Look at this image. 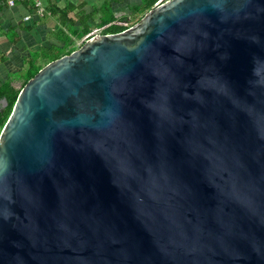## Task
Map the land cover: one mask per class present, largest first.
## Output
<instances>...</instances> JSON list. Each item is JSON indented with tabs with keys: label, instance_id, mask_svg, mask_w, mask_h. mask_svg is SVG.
Returning a JSON list of instances; mask_svg holds the SVG:
<instances>
[{
	"label": "water",
	"instance_id": "95a60500",
	"mask_svg": "<svg viewBox=\"0 0 264 264\" xmlns=\"http://www.w3.org/2000/svg\"><path fill=\"white\" fill-rule=\"evenodd\" d=\"M0 264H264V0H167L30 78Z\"/></svg>",
	"mask_w": 264,
	"mask_h": 264
},
{
	"label": "crops",
	"instance_id": "0c3cea01",
	"mask_svg": "<svg viewBox=\"0 0 264 264\" xmlns=\"http://www.w3.org/2000/svg\"><path fill=\"white\" fill-rule=\"evenodd\" d=\"M158 1L150 5L151 0H43L47 11L39 14L32 1L10 5L0 0V84L11 80L20 88L26 79L24 67L32 58L46 64L43 53L53 45L65 55L98 27L118 25L121 31Z\"/></svg>",
	"mask_w": 264,
	"mask_h": 264
},
{
	"label": "trees",
	"instance_id": "16d2710c",
	"mask_svg": "<svg viewBox=\"0 0 264 264\" xmlns=\"http://www.w3.org/2000/svg\"><path fill=\"white\" fill-rule=\"evenodd\" d=\"M151 1H153V2L150 5H153L156 2V0H151ZM119 29H121L120 26L111 25V26L107 27L105 29V31L106 32H117V31H120ZM58 48L59 47L53 45L48 51L44 52L43 57H42V61H49L50 62V61H53V60L58 59L61 56H63L64 53H62V51H60V50L58 51ZM71 51L72 50L69 49L67 54ZM36 61H38V57L32 58L30 61H28L27 68L24 67V70H26L25 71L26 79L20 88L16 87L13 84V81H11V80H7V81L0 84V133H1L2 128L4 127L6 121L8 120V118L12 112L13 106L16 102V99H17V96L20 92V89L44 65L49 63V62H47L46 64L41 65V63L37 64ZM4 101H6V104Z\"/></svg>",
	"mask_w": 264,
	"mask_h": 264
},
{
	"label": "built area",
	"instance_id": "2783aa9c",
	"mask_svg": "<svg viewBox=\"0 0 264 264\" xmlns=\"http://www.w3.org/2000/svg\"><path fill=\"white\" fill-rule=\"evenodd\" d=\"M17 0H8V4L10 5H14L16 3ZM18 1H32L34 4V7L37 9V11H39V14H44L46 13V9L44 7V3L43 0H18ZM29 18V16L27 17ZM103 28H96L95 30H93L92 32L88 33L85 37H84V41H86L87 39H89L90 37H92L93 35H96L98 33L101 32ZM82 40V41H83ZM81 41V43H82Z\"/></svg>",
	"mask_w": 264,
	"mask_h": 264
},
{
	"label": "clouds",
	"instance_id": "9594fccd",
	"mask_svg": "<svg viewBox=\"0 0 264 264\" xmlns=\"http://www.w3.org/2000/svg\"><path fill=\"white\" fill-rule=\"evenodd\" d=\"M166 1H167V0H159L156 4L159 5V4H162V3L166 2ZM156 4H155V5H156ZM153 7H154V6H153ZM137 21H138V20H137ZM137 21H135L134 23H136ZM134 23H132V24L127 23L126 28L132 26ZM128 24H129V25H128ZM98 28H103V29L101 30V32L98 33V34L115 33V32H106L105 29H106L107 27H98ZM126 28H124V29H126ZM124 29H123V30H124ZM121 31H122V30H121ZM90 32H92V30H91ZM90 32H88V33H90ZM117 32H118V31H117ZM88 33H87V34H88ZM87 34H85V36H86ZM96 35H97V34H96ZM85 36H84V37H85ZM84 37H83V39H84ZM83 43H84V40L82 41V43H80V44L78 45V47H80ZM78 47H77V48H78ZM77 48H76V49H77ZM74 50H75V49H74ZM74 50H72V51H74ZM72 51H71V52H72ZM71 52H69V53H71ZM69 53H68V54H69Z\"/></svg>",
	"mask_w": 264,
	"mask_h": 264
},
{
	"label": "rangeland",
	"instance_id": "374dc122",
	"mask_svg": "<svg viewBox=\"0 0 264 264\" xmlns=\"http://www.w3.org/2000/svg\"><path fill=\"white\" fill-rule=\"evenodd\" d=\"M135 21H136V19H133V21L131 20L130 24H132V23L135 22ZM20 85H21V84H20ZM20 85H18V87H19Z\"/></svg>",
	"mask_w": 264,
	"mask_h": 264
}]
</instances>
